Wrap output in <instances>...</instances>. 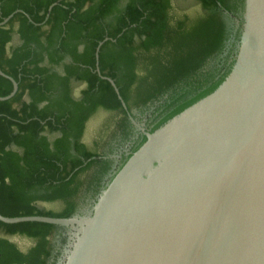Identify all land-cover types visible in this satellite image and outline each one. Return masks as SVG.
Returning <instances> with one entry per match:
<instances>
[{
    "label": "trees",
    "instance_id": "16d2710c",
    "mask_svg": "<svg viewBox=\"0 0 264 264\" xmlns=\"http://www.w3.org/2000/svg\"><path fill=\"white\" fill-rule=\"evenodd\" d=\"M194 1L190 14L173 0H0V22L15 12L0 26V68L18 84L0 101L1 215L80 214V198L96 194L108 168L105 141L128 134V112L153 105V132L224 81L234 63L219 74L226 17L242 13L244 0ZM11 90L0 75V96ZM62 229L0 221V264H49L51 238Z\"/></svg>",
    "mask_w": 264,
    "mask_h": 264
},
{
    "label": "water",
    "instance_id": "95a60500",
    "mask_svg": "<svg viewBox=\"0 0 264 264\" xmlns=\"http://www.w3.org/2000/svg\"><path fill=\"white\" fill-rule=\"evenodd\" d=\"M235 54L213 92L153 132L128 112L146 139L87 214L0 221L66 228L61 264H264V0H244ZM0 75L4 101L18 84Z\"/></svg>",
    "mask_w": 264,
    "mask_h": 264
},
{
    "label": "flooded vegetation",
    "instance_id": "af4514ba",
    "mask_svg": "<svg viewBox=\"0 0 264 264\" xmlns=\"http://www.w3.org/2000/svg\"><path fill=\"white\" fill-rule=\"evenodd\" d=\"M230 19H232V24H228L229 28V38L226 40L224 49L221 54L218 55V58H220V63L217 64L220 71L219 74L223 73L225 70V66L229 63H231L235 59V53H236V46H237V33L240 31V25H241V12L238 11L235 15H228ZM226 60V64H224V61ZM219 76H217L215 79H217ZM154 106L151 105V109H153ZM136 109L131 110L129 112L133 118L142 125L145 131L150 132V129L155 124V120L153 118L152 114H147L146 118H142L137 115ZM130 121V120H129ZM131 125L128 130V134L126 138H122V141H117V139H113L110 143L111 147L106 150L104 158L108 160V168L104 172V174L101 176V180L99 181V184L97 186V192L96 194L91 197L92 203L94 204L96 202V199L98 195L101 193V191L106 187V185L111 181L115 173L122 167V165L126 162V158L131 153V149L134 145H136L141 139L143 133L137 130L135 125L130 121ZM116 134H121L120 131H117ZM116 136V135H115ZM114 136V137H115ZM110 138H113L112 136ZM125 144H124V143Z\"/></svg>",
    "mask_w": 264,
    "mask_h": 264
},
{
    "label": "rangeland",
    "instance_id": "374dc122",
    "mask_svg": "<svg viewBox=\"0 0 264 264\" xmlns=\"http://www.w3.org/2000/svg\"><path fill=\"white\" fill-rule=\"evenodd\" d=\"M173 5L182 10L185 11L187 13H194L197 11V3L194 0H173ZM226 22L228 24H232V19H230L229 16L226 17ZM18 42L17 37L14 38L13 40V44H16ZM217 62V57L213 58L210 60L209 62V66H211V64H215ZM82 84H74V87H81ZM153 106V105H152ZM153 111V109H151V106H149V108H145L142 110H138L136 111L137 115L142 117V118H146L147 114H151V112ZM103 115V114H101ZM106 116V115H104ZM101 116H97V119H95V121H91V123H89L88 128H90V130H93V128L95 127V125L98 123L99 120H101L100 118ZM117 132L113 133L111 136L113 138L107 139L104 143V146L102 147L103 150H107L111 147V141L113 139H117V141H122V136L119 134H116ZM116 135V136H115ZM115 136V137H114ZM89 140V138H88ZM124 143V142H123ZM125 144V143H124ZM79 208H80V215H85L87 214L89 211H91L92 207H93V203H92V198L91 196L88 194H84L83 197L80 198L79 200ZM42 207L44 208H57L56 205H50V204H46L43 205ZM67 233L66 228L62 229L60 232L56 233L52 238H51V244L53 247V258L49 261V264H61V260H62V255H63V251L66 249V241L63 244L62 243V237H64ZM12 241H14L15 243H17L20 247L25 248L28 247L29 242L28 241H24L20 238H12Z\"/></svg>",
    "mask_w": 264,
    "mask_h": 264
}]
</instances>
